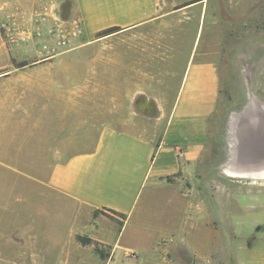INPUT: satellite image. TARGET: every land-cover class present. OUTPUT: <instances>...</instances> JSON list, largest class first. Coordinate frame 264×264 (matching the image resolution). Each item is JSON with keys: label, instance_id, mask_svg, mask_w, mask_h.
Segmentation results:
<instances>
[{"label": "rangeland", "instance_id": "374dc122", "mask_svg": "<svg viewBox=\"0 0 264 264\" xmlns=\"http://www.w3.org/2000/svg\"><path fill=\"white\" fill-rule=\"evenodd\" d=\"M39 1L29 8L21 0H2L0 26L9 57L28 64H11L0 76V264H67L72 253L96 264L89 252L71 247V211L47 184L52 167L65 161L60 149L88 132L91 140L104 105L112 113L120 96L113 93L112 70L101 71L99 61L107 56L112 65L114 39L131 37L142 42L137 55L155 75V88L167 91L135 96L140 112L156 115L169 108L186 65L212 56L221 78L202 164L203 178L213 187L209 170L219 171L211 192L216 204L203 208V220L211 216L205 220L210 229L193 233L199 249L164 256L162 264H264V178L222 170L229 156L230 113L245 106L249 93L264 103V0H201L180 8L189 0H153L160 14L146 30L90 38L83 30L74 32L81 18L76 0ZM51 232L60 237L49 238ZM95 246L102 257L108 255L107 247Z\"/></svg>", "mask_w": 264, "mask_h": 264}, {"label": "crops", "instance_id": "0c3cea01", "mask_svg": "<svg viewBox=\"0 0 264 264\" xmlns=\"http://www.w3.org/2000/svg\"><path fill=\"white\" fill-rule=\"evenodd\" d=\"M152 1L76 0V5L84 35L90 38L111 26L120 27L114 35L146 30L160 14ZM3 3L0 0V24L5 19ZM35 3L40 1L21 0V5L29 8ZM1 28L0 76L12 64ZM141 43L132 37L114 39L112 65L107 56L100 58L104 67L99 69L112 70L113 93L120 97L111 114L105 105L99 109L91 140L88 132L71 148L67 144L60 149L59 156L65 161L52 167L47 184L65 201L63 209L71 211L67 221L74 223L71 247L89 252L96 264H162L164 256L169 260L170 254L197 250L193 233L202 226L210 229L205 220L211 216L203 220V208L216 204L211 192L219 181L218 167L209 170L214 175L213 187L212 181L203 178L202 164L209 150V120L220 97L218 62L211 56L186 65L169 108L147 115L139 111L135 96L167 91L155 88V75L137 55ZM156 128L159 130L154 133ZM226 178L225 183L229 182ZM140 197V209L134 214ZM103 209L124 214L121 218L111 213L122 223L100 212L94 214ZM77 234L107 247L108 255L100 257L93 243L75 241ZM59 237V232H51L49 238ZM60 249L65 250L62 244ZM74 254L68 256L67 264H85Z\"/></svg>", "mask_w": 264, "mask_h": 264}, {"label": "bare ground", "instance_id": "6f19581e", "mask_svg": "<svg viewBox=\"0 0 264 264\" xmlns=\"http://www.w3.org/2000/svg\"><path fill=\"white\" fill-rule=\"evenodd\" d=\"M227 122L230 156L222 168L233 177L264 178V103L249 93Z\"/></svg>", "mask_w": 264, "mask_h": 264}, {"label": "trees", "instance_id": "16d2710c", "mask_svg": "<svg viewBox=\"0 0 264 264\" xmlns=\"http://www.w3.org/2000/svg\"><path fill=\"white\" fill-rule=\"evenodd\" d=\"M198 1H201V0H189V1H186L184 2L183 4H181L180 6H178L177 8H180V7H184V6H187V5H190V4H193V3H196ZM120 30V27L118 26H111V27H108V28H105L103 30H100L99 32L96 33V37H102V36H106V35H109V34H112L116 31ZM1 33L3 35L4 33V30L3 28H1ZM11 63L15 66V67H22V66H25L28 64L27 61L25 60H22V61H16L14 58H11ZM102 213L104 215H106L107 217L111 218V219H114L117 221V223L121 224L122 222L117 219L115 216H113L111 213H115L117 214L119 217L121 218H124V214L122 213H119V212H115L113 210H110V209H103V210H97L94 212V214H97V213ZM76 240L83 244V245H86V244H91L93 243L94 245H98V242L97 241H94L92 240L91 238H88V237H85V236H81V235H76L75 236ZM95 250L97 251V253H99V255L102 257L103 256V251L100 250L98 248V246H95Z\"/></svg>", "mask_w": 264, "mask_h": 264}, {"label": "built area", "instance_id": "2783aa9c", "mask_svg": "<svg viewBox=\"0 0 264 264\" xmlns=\"http://www.w3.org/2000/svg\"><path fill=\"white\" fill-rule=\"evenodd\" d=\"M83 30L82 24H81V19L76 20V26L74 32H81ZM181 154V151H180Z\"/></svg>", "mask_w": 264, "mask_h": 264}]
</instances>
